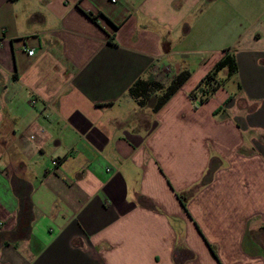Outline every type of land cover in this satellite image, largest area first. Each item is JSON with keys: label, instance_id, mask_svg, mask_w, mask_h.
Segmentation results:
<instances>
[{"label": "crops", "instance_id": "1", "mask_svg": "<svg viewBox=\"0 0 264 264\" xmlns=\"http://www.w3.org/2000/svg\"><path fill=\"white\" fill-rule=\"evenodd\" d=\"M0 264H264V0H0Z\"/></svg>", "mask_w": 264, "mask_h": 264}, {"label": "trees", "instance_id": "2", "mask_svg": "<svg viewBox=\"0 0 264 264\" xmlns=\"http://www.w3.org/2000/svg\"><path fill=\"white\" fill-rule=\"evenodd\" d=\"M89 18L95 22V18H93L91 15H89ZM222 70L227 71L228 77L233 76L236 73V65L234 62V59L232 56L225 55L213 68L212 70L205 75L203 79L200 80V82L197 84L195 89L188 94L189 99L191 100H198L199 104H202L208 100V98L219 88L221 87V83L217 80L218 73ZM190 74L186 71L179 72L175 76V79L171 82V84L167 87L165 92L158 96L155 99L154 106L152 107V110L154 112L158 111L161 107H163L170 99L171 97L186 83V81L189 79ZM149 86L148 83H140L136 82L134 86L130 89L129 93L130 95L139 101V104L143 105L144 96H140L139 92L143 94L144 88ZM218 113V112H217ZM220 162L219 159L213 157L211 158L209 165L207 167V170L205 172L204 177L200 181L199 187L207 186L211 183L213 175L215 171L219 168ZM192 191L190 193L185 194H177V198L179 199V202L182 206V208L186 211V203L188 199L192 195ZM145 207H147L150 210H154L155 208L145 202ZM208 249L212 255V257L217 260V256L215 254V251L212 246L207 245Z\"/></svg>", "mask_w": 264, "mask_h": 264}, {"label": "rangeland", "instance_id": "3", "mask_svg": "<svg viewBox=\"0 0 264 264\" xmlns=\"http://www.w3.org/2000/svg\"><path fill=\"white\" fill-rule=\"evenodd\" d=\"M173 70L175 71V67L173 68ZM219 77H220L219 79H224V78H225L224 72L220 73V74H219ZM233 88H234V86H233L231 83H229V84H227L225 90H226L228 93H230V91H233ZM198 100H199V99H198ZM198 100H197L196 102H198Z\"/></svg>", "mask_w": 264, "mask_h": 264}, {"label": "built area", "instance_id": "4", "mask_svg": "<svg viewBox=\"0 0 264 264\" xmlns=\"http://www.w3.org/2000/svg\"><path fill=\"white\" fill-rule=\"evenodd\" d=\"M110 1H111V3H116L117 0H110ZM28 55L31 56V55H32V51L28 52ZM32 138H33V137H30V139H32ZM51 165H52L53 167H55V166L57 165V161H56V160H53V161L51 162ZM106 172L109 173L110 170H107Z\"/></svg>", "mask_w": 264, "mask_h": 264}]
</instances>
